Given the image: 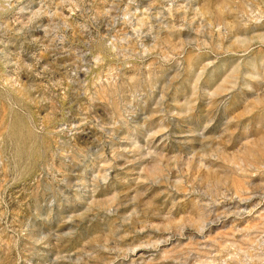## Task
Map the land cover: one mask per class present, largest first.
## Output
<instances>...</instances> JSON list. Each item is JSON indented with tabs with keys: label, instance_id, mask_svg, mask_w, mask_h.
Returning <instances> with one entry per match:
<instances>
[{
	"label": "rangeland",
	"instance_id": "rangeland-1",
	"mask_svg": "<svg viewBox=\"0 0 264 264\" xmlns=\"http://www.w3.org/2000/svg\"><path fill=\"white\" fill-rule=\"evenodd\" d=\"M0 264H264V0H0Z\"/></svg>",
	"mask_w": 264,
	"mask_h": 264
}]
</instances>
